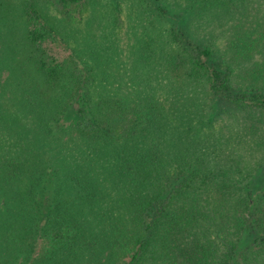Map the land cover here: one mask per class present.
Segmentation results:
<instances>
[{"label": "trees", "instance_id": "1", "mask_svg": "<svg viewBox=\"0 0 264 264\" xmlns=\"http://www.w3.org/2000/svg\"><path fill=\"white\" fill-rule=\"evenodd\" d=\"M50 1L59 11H66L85 0ZM243 1L238 0L237 4ZM23 13L25 38L41 48L36 71L44 88L23 92L16 100L15 110L19 108L21 116L31 121L33 127L37 124L42 135L54 136L56 131L60 137L72 130L87 137L94 145L89 152L93 155L86 157L90 161L99 155L103 161L101 164L98 158L100 168L93 173L95 177L91 174L92 163L73 161L74 167L60 174L64 179L59 182L51 178L52 172L44 176L58 153L43 158L44 145L16 152L10 141L9 154L3 158L0 154V257L15 261L21 251L25 256L18 264H66L59 254L75 250L83 235L97 227L102 228L101 237L129 247L127 259L120 258L116 264L143 261L146 264H264V151L255 158L248 153L253 161H246L248 166L242 172L241 156L226 149H234L232 146L240 143V137H235L232 130L228 132L232 136L221 139L226 141V148H209L216 156L212 162L206 159L207 153L199 148L191 151L183 141L175 149V139H171L172 153H167L164 151L167 146L163 149L155 140L145 141L143 112L137 108L138 101L127 100L126 95L114 96L104 106L107 118L112 117L117 127L102 121L92 107L90 85H87L91 76L76 60L68 68L50 46L43 50V43L51 45L58 40L54 29L46 24L32 2L24 4ZM169 35L168 41L175 48L170 45L164 57L166 69L180 70L181 84L195 82L207 86L212 100L208 104L210 109L216 100L235 107L264 109V88L233 87L229 76L232 68H219L209 47L183 39L174 29ZM242 46L245 47L241 45L240 50ZM148 102L156 103V100L150 96ZM30 103L33 113L26 107ZM210 109L206 112L208 118L214 113ZM61 117L67 120L66 124H57ZM181 119L182 122L173 124V127L179 125L180 138L189 142L196 134L199 137L201 131L205 140L207 132L203 128H197L188 118ZM186 125L188 132L184 131ZM226 129L231 130L229 124ZM117 139L128 143H117ZM260 145L254 141L247 148ZM219 152L224 155L218 156ZM192 156L198 158L194 160ZM83 161L88 163L85 169L80 168ZM200 163L207 169L200 168ZM260 178L262 181L256 183ZM66 179L72 183L68 184ZM62 182L69 194L74 188L76 196L72 197L76 198L72 204L59 197ZM37 191L41 192L40 199L35 195ZM106 194L116 195L111 205L105 204L103 209L106 212L114 208L118 212L114 222L110 221L114 225H107V219L95 210V206L101 208L98 203ZM51 195L56 200L50 199ZM218 206L226 212L221 213L226 217L225 224L218 216ZM98 216L101 221L97 220ZM197 226L201 231L212 229L205 242L192 237V243L185 249H174L165 241L169 237L179 240L188 233L187 229L194 232ZM156 253L158 257H154Z\"/></svg>", "mask_w": 264, "mask_h": 264}, {"label": "rangeland", "instance_id": "2", "mask_svg": "<svg viewBox=\"0 0 264 264\" xmlns=\"http://www.w3.org/2000/svg\"><path fill=\"white\" fill-rule=\"evenodd\" d=\"M27 2H32L46 24L56 32L58 41L51 45L43 43V50L50 46L52 52L68 68H72V62L76 60L83 66L85 73L91 76V82L87 85H90L92 107L102 121L116 125L112 117L107 118V107L104 109V106L112 97L126 95L125 99L138 101V106H142L137 108L143 112L141 118L144 122L145 141L155 140L156 145L163 149L167 146L169 151L164 149L167 153H172L171 139H175V149L183 141L191 151L199 148L207 153L206 159L212 162L215 152L212 153L209 148H226V141L221 139L225 135L232 136L228 134L232 130H235V137H240V143L233 145L234 149H226L232 155L241 156L240 160L243 162L239 168L242 172L248 166L246 161H253L252 157L247 156L248 153L255 158L264 151V109L235 107L218 100L210 109L208 104L212 100L207 86L195 82L181 84L178 75L180 70L166 69L164 60L170 45L173 46L168 38L174 29L183 39L209 47L212 59L219 68H232L229 76L233 87L258 90L264 88V0H244L239 4L238 0H85L66 11H59L50 0H0L2 158L10 152V141L16 152L44 145L43 158L58 153L52 159V166L46 168L44 176L48 177L47 173L52 172L51 178L55 177V181L59 182L64 179L60 174L74 167L73 161L92 163V176L100 168L99 155H95L90 161L88 159L93 155L92 152L89 153L92 151L93 141L72 130L63 135L59 133L60 137L56 131L53 132L54 136L51 133L42 135L43 131L37 124L33 127L31 121L21 116L19 108L18 111L15 110L18 106L16 100L23 92L44 88L42 77L36 71L37 56L41 48L31 45L25 38L23 6ZM243 44L245 47L242 46L240 50ZM31 94L29 93L30 96ZM150 96L154 97L156 103L148 102ZM27 105V110L33 113L32 103ZM209 109L214 112L211 118L206 114ZM182 117L190 119L197 128H203L207 132L204 134L205 140L201 137V131L199 137L196 134L189 142L180 138L179 125L173 127V124L182 122ZM60 123L66 124L67 120L61 117L57 121V124ZM227 124L231 128L229 131L226 129ZM184 131L188 132L187 125ZM120 141L128 143L125 139H117V143ZM254 141L261 145L248 149V145ZM31 151L34 152L35 149ZM223 155L222 152L218 154ZM192 158L195 160L198 156ZM100 160L102 164L103 159ZM84 161L81 169H85L88 164ZM105 163L106 161L103 162ZM199 165L200 168H205L202 163ZM99 176L102 177L100 173ZM66 181L68 184L72 183L71 179ZM261 181V178L255 180L256 183ZM70 190L71 194L64 182L61 183L59 197L66 199L68 204H72L76 198L72 197L76 196L74 188ZM40 193H35L39 199ZM115 197V194H106L98 203L101 208L95 206L100 217L107 219L106 222L103 220L107 225H114L110 221L114 222L118 212L114 208L106 212L103 209L105 204L111 205V199ZM218 208V216L225 224L226 217H222L221 213L226 212L221 211L220 206ZM100 217H97L98 221L102 220ZM103 226L108 228L105 224ZM100 230L102 228L96 227L86 232L75 250L62 251L59 258L62 256L67 261L66 264H116V260L120 258L127 259L129 247L120 246L114 240L109 242L106 236H100ZM187 231L179 240L170 237L164 240L174 249H185L192 243V237L205 242L212 233V229L201 231L198 226L194 232L191 229ZM226 233L224 231L221 234ZM24 256L25 253L19 251L15 261L0 257V264H18ZM26 256L29 257V254ZM154 257H158V253ZM143 262L140 264H146Z\"/></svg>", "mask_w": 264, "mask_h": 264}]
</instances>
